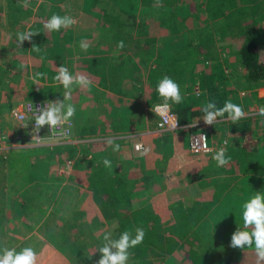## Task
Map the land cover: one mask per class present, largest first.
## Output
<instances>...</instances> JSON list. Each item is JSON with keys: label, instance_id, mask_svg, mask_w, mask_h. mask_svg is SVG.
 <instances>
[{"label": "rangeland", "instance_id": "374dc122", "mask_svg": "<svg viewBox=\"0 0 264 264\" xmlns=\"http://www.w3.org/2000/svg\"><path fill=\"white\" fill-rule=\"evenodd\" d=\"M129 1V3L118 1V4L110 5L113 7L110 10L117 12L115 6H121L124 11L120 10V12L117 13L119 19L125 23L129 22V24H135L136 21L151 14L158 16L159 9L161 10L163 8V6L160 7V5L164 0H150L149 2L147 1L140 4L137 0ZM175 1L177 0H172L171 5L165 4V9L168 10V14L165 15L181 14L186 17L187 13L193 8H196L193 4L196 3V0H185L187 2L185 5H182L180 2H178L179 4H176ZM93 11L95 10L90 0H28L27 7L23 6V0H0V249H4L6 246L10 245L2 242V223L5 215V204H9L10 207L16 210L19 219L26 221H40L35 230L38 231L41 236L50 237L51 243H48V247L50 246V248H53V244L57 245L56 249L61 252L60 257L65 264H67V258H69L70 255L77 256L74 264H97V261L101 257V253L97 250L104 243V235L106 233H111V238L113 239L114 235L117 233L113 228L114 225L110 223L108 216L105 218L102 227L92 226L91 229L87 211L82 210V208H84L83 206H90L88 199L87 201H84V194H82L83 189L81 188V186L84 185L83 182H85L81 172L87 164L84 165V162L80 161L75 166L76 168L74 167V164L71 163L69 169L60 170L56 167L53 169L55 161L67 158V156L65 153L55 154L57 143L51 141H56L58 139L63 140L64 138L49 137L46 135L42 142L36 144L34 140L32 141V139L29 138L31 129L28 126V122L22 120L19 121V119L13 114L16 108H21L22 104L26 101L39 99L55 101L57 99H63L65 91L63 86L58 82L51 84L48 82L54 81L51 77L57 74V68L60 67V61L65 62V66L71 74L74 76L78 74V66L82 62L81 58L83 57L84 60L86 54V51L84 52L79 46L81 40L87 42L93 47L94 45H97L99 40L102 41L101 36L93 30L95 26L92 25L90 20V18L95 16ZM53 14L60 16L70 15L77 21L72 27L67 28L65 33H60L59 36H52L53 39L49 41V46L47 44V48H49L52 44L61 43L62 46L60 47V53L53 52L51 55L49 53L46 57L41 59L38 58L41 56V53L39 56L36 55L37 57L30 53L29 41H25L21 48L17 47V33L27 32L30 28H35L37 18L41 16L51 17ZM191 17V20L190 18L184 19V23L181 25L184 26V30H188V28L192 27L193 29L196 28L198 20H194L193 16ZM200 17L202 20L201 28H206V25L208 24V21L206 20L207 16L204 14ZM175 26H177V24ZM128 28L130 34H132L128 43L131 42L136 44L138 41V36L136 35L137 31L134 26ZM158 31L159 33L162 32L161 30ZM102 32L109 33L110 30L103 28ZM262 32L263 36L262 34H259V43L264 47V30ZM53 34L56 33L53 32ZM186 36L187 35H184L183 38H186ZM215 41L217 42L214 44L217 51H221L220 53L224 52L223 55L221 54L220 66H224L225 69H222L221 67V69H217H219L218 71L223 75L224 79L222 80L227 86L229 85V88L232 90L230 91L231 95H233V91L236 89L250 88L243 78L244 74L242 70L236 63V52L241 40L236 37L225 38L224 40L222 38V46H220L217 39ZM66 42H69L67 45L69 51L68 54L65 52ZM158 42L161 45L162 43L169 44L167 41L158 40ZM74 49H76V52H74ZM163 52V56L161 55V61H165V63L169 62V64L174 63V67H178L181 70L184 68L182 73L183 82H181L182 85L180 90L186 89V92H189L191 81L194 78L196 80V67L194 69H192V66L185 67L184 58L181 57L179 52L164 49ZM173 52L174 54L172 55ZM131 58L132 55L131 57L127 56L126 60H130ZM72 59L76 61V71H73L72 67H70ZM134 59L137 60V57ZM150 61L151 59L149 61L134 64V61L132 62L131 60L134 67L139 64L135 67L137 69L135 74L142 79L145 94H149L150 89L148 87H151L150 85L152 84L145 75L150 72L153 76L156 75L154 74V69L157 66H155V63H149ZM22 65H24V67H22ZM181 66L184 67L181 68ZM161 69L163 70L164 68L161 67ZM51 70H53V73H51ZM175 71H177V68H175ZM38 72L45 73L46 76L38 78V83L34 84L32 77ZM225 72L228 74L227 77H225ZM175 74L178 75V73ZM162 77H164V74L158 72L156 81L158 82ZM42 81L44 82L42 83ZM185 82L188 83V86ZM74 88L77 89L74 91ZM74 88L72 93H75L76 91L81 92V88ZM53 89L54 91H52ZM16 91H18L16 95L19 96V98L6 101L8 100L7 97ZM45 91L54 94L55 98H44L41 94ZM82 97L85 98V94H81L77 97L80 99L79 104L81 103ZM72 99H75L73 95ZM146 99L147 98H144V94L140 98L128 97V100H136L138 103V105L135 106L130 104L129 107L137 108L135 114L140 121L139 128L144 130L149 128L144 135L141 134L137 136V141H142L143 143L141 144L144 148H148L150 151L146 155H141V152H138L136 148L133 147V144L132 149L131 146H129V144L135 141L134 138L129 139V141H127L126 138L121 143L120 156L116 166L119 171H124L126 173V183H128V186L130 187V196L132 197V200H137L141 204H147L151 198L147 193L149 180L154 181V178L163 179V184H173V186L184 191L187 187L186 173L196 174L192 177L191 186L187 187V191L189 192L190 188H196V181L199 185H204L210 174L213 173V169L216 165V162L211 158H205L198 163L196 162V158L192 160L193 156H190L188 153L183 140V138H185L183 130L172 132L156 131L155 121L157 116L151 109L154 103H157L162 99L159 98L152 104H148L149 102ZM233 99L236 100L235 103H237V100L241 101L239 104L244 109H246L247 106L243 104V101L246 100L251 102L248 95L246 98L239 99L235 95ZM106 103L108 104L109 102L106 101ZM73 104L77 109L75 116L70 121L71 123H75L73 138H80L82 136V130L80 127L81 122H79V120L77 121V119H79L77 118V114L81 115V113H83L82 116L90 117L95 112L96 108L90 106L84 107L78 111L77 107H80L81 104L78 105L76 102ZM127 105L128 104H124L126 107ZM171 106L173 107L174 104H171ZM117 107H119V104L116 103L115 108ZM202 109L203 108L200 109L201 117L204 116ZM108 110V117L112 116L114 113L117 117L119 114L118 111V114L116 113V110L112 111L110 107H108ZM117 110H119V108ZM97 118L99 123H103L102 115ZM105 123L108 122L105 121ZM147 123L149 124L143 128ZM77 124H79V127ZM25 125H27V127H25ZM105 126L106 128L109 127L106 124ZM96 130L97 127H95L89 134V137H91L89 139H92V144L94 142L92 146L95 149L99 145H97L96 142L100 141L93 140L97 137ZM206 133L208 134L207 130ZM158 137L160 138L157 139ZM160 139L164 141V145L159 142ZM171 140L173 143H171ZM102 141L103 140H101V142ZM213 142H215V140ZM246 144H248L247 147L251 146L253 144V139L247 138ZM78 155L80 157L79 153ZM189 156L192 158L189 159L190 162L185 166L182 162L189 158ZM96 157L97 158L91 157L92 161L98 159V156ZM77 159L79 160L78 157ZM193 165L197 168V172L196 168H190V166L192 167ZM28 171L31 174L26 175ZM254 182L256 184L260 183V181ZM200 190H202V186ZM6 191L7 194H5ZM77 192L81 193L79 200L72 201V195L76 196L75 193ZM190 192H192V189ZM258 192L264 193V187L260 186ZM12 193L15 194L13 197L6 198V195L8 196ZM183 196L185 200H187V196ZM251 196H253V194H246L248 199H250ZM21 199H23V201H20ZM225 199V201L220 202V206L218 207L219 212H215V209L208 208V212L200 221V226L202 228L205 227L207 229H212L214 227L212 220H214L216 214H218V216H223L226 221L236 220V222L243 223L242 213L238 218L237 212L232 206L230 198L226 197ZM216 202L217 201L211 203V207H214ZM86 220L88 221V224ZM201 227L198 228L201 229ZM238 227L239 225L237 224L234 227H231L230 230L234 233ZM31 229V226L22 227L23 231ZM210 231L213 233L214 229ZM233 233L229 234L226 233V231L221 233V235L223 234V238H226V242L229 243V245ZM234 249L239 250V248ZM186 253L187 252L182 248L175 249L172 252L163 253L160 255L161 257L156 256L158 260L157 264H160V261H162L163 264H166L167 260V264H176V260H179V262H182L183 264H187L188 260L185 258ZM47 254L46 247L45 255ZM80 255H82V257L81 259H78ZM129 262H132L131 259ZM133 262L136 261L133 260ZM63 263L60 260L58 261V264ZM68 264H73L72 258L69 259Z\"/></svg>", "mask_w": 264, "mask_h": 264}, {"label": "trees", "instance_id": "16d2710c", "mask_svg": "<svg viewBox=\"0 0 264 264\" xmlns=\"http://www.w3.org/2000/svg\"><path fill=\"white\" fill-rule=\"evenodd\" d=\"M90 1L95 10L93 11L95 16L90 20L92 25L99 30L97 33L101 36L102 41L101 45L97 47L90 46L86 51L84 56L86 75L99 87L127 97H142L144 94L143 82L135 74L136 66L124 65V53L132 35L128 27L134 26L138 36L137 61L145 62L151 59L149 63L156 62L159 65L154 69L156 75L151 84L153 89L149 96V102L158 100L160 97L156 92L157 74L158 72L164 73V69H161L163 67L162 56L158 51L160 43L155 40V37L144 32L145 19L138 20L135 24L125 23L119 19L117 14L120 10L124 11L121 6H115L117 12L110 10L113 8L110 5L118 4V1L129 3V0ZM210 1L196 0V3H193L196 8H193L189 13L198 22L195 29L192 27L186 30V33L190 35L186 36L184 44L190 47L187 49L186 58L189 56L193 58V65L191 63V66H194L198 59H201L202 63L205 59L208 61V65L201 66L205 73L199 81L213 93L211 96H218V99L209 101H215L217 107H222L225 101L231 100L235 103L236 100L227 96L231 95L230 91L232 90L222 80L224 79L223 75L218 71L221 69V51H217L214 45L215 40L217 39L218 43H222V38L223 40L235 37L240 39L241 42L236 52V63L244 74V80L249 87L258 84L260 81L264 82V47L259 43V36L261 34L263 36L262 31L264 30V0ZM137 2L143 3L147 0H137ZM178 2L182 5L187 4L185 0H177L175 3L179 4ZM165 4L171 5L172 0H164L161 3L160 7L163 6V8L158 11L159 17L170 19L174 25L177 24L178 19L188 17V13L186 17L181 14L165 15L168 14ZM204 14L207 16V26L209 27L201 28L202 20L200 16ZM49 18L47 16L37 18L36 25L34 24L35 28L29 29V31L39 32L31 38L29 44L30 53L35 56H39L41 53V56L38 57L41 59L50 53L51 46L47 48V44L53 39L52 36H55L53 32L47 33L44 29V23ZM103 28H107L110 32L103 33ZM65 31L66 29H61L59 32L54 31V33L59 36L60 33H65ZM159 40L163 41L162 38ZM119 41L124 42L123 49L117 48ZM33 44L40 47L41 52L32 51ZM57 44H59V47L62 46L61 43ZM174 65V63H171L165 70L167 75L171 73ZM205 69L207 70L205 71ZM173 75L176 76V74ZM219 84H223V86H218ZM247 91L249 96L252 91L249 89ZM181 95L194 99L192 98L194 96L188 91L186 92V89L181 91ZM128 101L132 104H138L136 100ZM191 101H182L174 108L179 123L187 122L186 119H191L196 111L195 109L189 110ZM239 102L241 103L237 100L238 105H240ZM258 119L255 115H248L235 124L230 121L229 133L230 140L233 142L232 149L226 150V156L231 157V160L225 167L215 165L207 182L204 185L201 184L200 194L193 193L194 195L186 203L182 201L181 195L178 193L162 194L153 198L147 208L140 207L128 210L125 206L128 205L129 200L121 188L124 183L116 178L115 180L113 177L111 178L112 190L117 189L120 192L116 198L125 206L108 214L104 213V215H101L95 208L89 209L87 214L90 228L92 226L102 227L107 216H114L117 226L113 228L119 236L126 230L134 234L135 228L142 227L144 229L143 242L135 248L129 249L140 256H160L163 253L182 248L187 252L185 257L188 260L187 264H256V255L253 248L235 250L226 242L223 234L221 235L224 231L229 234L233 233L230 228L237 224L240 228H243V223L236 222V220L226 221L220 215L212 220L214 225L212 228L214 232L212 233L210 231L212 229L202 228L200 221L208 212L211 203L218 200L225 201L226 197L230 198L239 218L243 211L242 205L248 200L246 194L254 195L255 192H258L260 186H263L261 183L256 184L254 181L259 180H253L255 178L252 176V174L264 172V123ZM247 138L253 139V144L249 147L246 144ZM261 159L262 162L257 161ZM215 212H219L217 207ZM198 227H201V229ZM176 262V264H183L179 260H176Z\"/></svg>", "mask_w": 264, "mask_h": 264}, {"label": "crops", "instance_id": "0c3cea01", "mask_svg": "<svg viewBox=\"0 0 264 264\" xmlns=\"http://www.w3.org/2000/svg\"><path fill=\"white\" fill-rule=\"evenodd\" d=\"M147 1L149 2L150 0H147ZM204 1H210V0H204ZM175 2H177V1H175ZM140 3H142V2H139V4ZM186 18H190V20L192 19L190 13H188V17H186ZM144 19L146 22L144 21L143 30L147 35L155 37L156 41L162 38L163 41H167L169 43V44L162 43V45L160 44L161 47L159 46L158 51L161 53L162 56L164 53L163 49L164 50H170V51L171 50L176 51V52H179L181 54V57L184 58L185 67H191V63L193 65V58H191V56L186 58V56H185L189 46L184 44L185 38H183V36L184 35L189 36L190 34L186 33V30L183 29L184 26H181L184 23V18L178 19L179 21L177 20V26H175L173 24V22L166 17H159V16H155L152 14L149 16H146ZM93 30L96 33H97V31H99L96 28H94ZM158 30H161L162 32L159 33ZM54 35L57 36L56 34H54ZM68 43L69 42L65 43V52L67 54L69 53V51L67 49ZM216 43L217 42L215 41V44ZM58 45L59 44H52L51 45L50 55L53 52H57V53L61 52V49ZM97 45H101V40L98 41ZM97 45H94V46H97ZM220 46H222V43H220ZM136 47H137V42H136V44L131 43V42L127 44V50L124 53V58H125L124 59V65L125 66L132 65L133 61H134V64L139 63V61L134 59V58H136L135 54H137ZM74 52H76V49H74ZM223 53H220V57H221V54L223 55ZM173 54H174V52L172 53V55ZM131 55H132V58L130 60L129 59L126 60L127 56L131 57ZM70 56H71V53H70ZM73 59L71 60L72 62L70 63V67H72L73 71H76L75 70L76 61H74ZM54 60H57V59H54ZM81 60H82V62L78 66V71L81 74L86 75V71L84 69L86 62H85V60H83V57L81 58ZM131 60H132V62H131ZM203 61H204V63H203L204 65L208 64V61L206 59ZM162 62H163L162 65L164 67V70H166L170 64H169V62H166V63H165V61H162ZM195 64H196V66L195 65L192 66L193 67L192 69H194L196 67V80L194 78L191 81L190 86H189V93L192 96H194V97H192L194 99L192 100L190 97H183V101L188 102V101L192 100L191 104L189 106V110L195 109L196 111L194 112L191 119L187 118L186 119L187 122L181 123V124H186V123H190L191 121L194 122L197 120L200 121L201 118H203L200 115V113H201L200 109L203 108L205 106L206 102H209V100L218 99V96H215V95L211 96V95H213V93L210 92V90L207 88L206 85L201 84L199 81V79L202 78L203 74L205 73L203 71V69H201V66H203L201 59L196 60ZM59 65L60 66L65 65V62L60 61ZM138 65L139 64H137L136 66H138ZM155 66H158V64L156 62H155ZM182 67H184V66H181V68ZM174 68H177V71H175ZM221 68L225 69L224 66H222ZM171 70L172 71L169 75H167V73H165V71H164V73H163L164 76H168V77L172 78L181 87V85H182L181 82H183L182 81V77H183L182 73L184 71V68L181 70L178 67H172ZM206 70L207 69H205V71ZM52 71L53 70H51V73H53ZM79 72H77V73H79ZM175 73H178V75L176 74V76H174L173 74H175ZM227 76H228V74H227V72H225V77H227ZM53 77H51L52 80H53ZM145 77L148 78L150 80V82H152V80H154V78H155V76H153V74H151V72L146 74ZM88 78L90 79V77H88ZM90 80L92 81V79H90ZM43 82L44 81H42V83ZM14 83H16V82H14ZM14 83H12V84H14ZM48 83H50V84L56 83V81H50ZM186 84L188 86V83H186ZM194 84H198L199 87L202 89V91L199 94H194L192 92V87ZM150 86L151 87H148L150 89L149 94L144 93V98H147L146 100H148V102L150 101L149 96H150L152 89H153L152 85H150ZM218 86H223V84H220ZM76 89L77 88H74V91ZM248 89L250 91H252V93H250V95H249V99L251 102L246 101V100L243 101V104L245 106H247L246 110L251 109L252 106H254V107L258 106V103H260V102L261 103L264 102V82L260 81V82H258V84L252 85ZM144 90H145V88H143V92H144ZM182 90H180V91H182ZM52 91H54V89ZM80 91L81 92L76 91L75 93H72V95L75 99L71 100L72 103L76 102L78 105H80L82 102H84L81 104L80 107H77L78 111L84 107H90V106H94L96 108V110L90 117L89 116L88 117L82 116L83 113H81V115L77 114V118H79V119H77V121L79 120V122H81L80 127L82 130V136L80 138H73L74 137L73 131H74L75 123H70V126H69L70 127V136L65 141L57 142L55 154L65 153L67 158L72 159V163L74 164V167L80 161L84 162V165L87 164V166H85V168H83V170L81 172V175L83 176V179L85 180V182H83L84 185L81 186V188L83 189L82 194H84L83 199H84V201H87V199H88L90 206H88V207L83 206L84 208H82V210L88 211L91 208H95L101 215H104V213L108 214L111 211H114L118 208L125 206V205L123 206L122 202L116 198V196H118V194L120 192L117 189L112 190L111 178H113V177H114V179L116 178L120 181H123V183H124V185H122L121 188L129 200V202H127L128 205L125 206V207H127L128 210H132V209L140 208V207L147 208L151 204L153 198L160 196L162 194L178 193L181 195L182 201H185L184 203H186L187 200L191 196L194 195L193 193L200 194L201 184L199 185V183L197 181H196V184L198 186L196 185V188L192 187L189 189V192L187 191L188 190L187 187L191 186L192 177H194L196 174L186 173V185H187V187L184 191L183 190L181 191L180 188L173 186V184L172 185H170L168 183L163 184V179L154 178V181L153 180L148 181L149 184L147 186V193L151 196V198L147 202V204H141L137 200H132V197L130 196V191H131L130 187L128 186V183H126V181H127L126 176H125L126 173L124 171H119V169H117V167H116L118 160H119L120 151L119 152H113L112 148L108 144V140L110 138H115V142L121 146L122 141H124L126 138H127V141H129V139L134 138L135 141H133L132 143L130 142L131 144H129V146H131V149H132V144H134L137 141V136H139L141 134L144 135L145 132L149 130V128H147L145 130L139 128L140 121L138 119V116L135 114L137 111V108L136 107H134V108L129 107L130 104H132V103L128 101L127 96L116 93L114 91H110V90L103 88V87H99L96 84H94V82L92 83V85L88 89H80ZM238 91L239 90L236 89L233 92V95H227V96L233 98L236 95V97H238V99H239V95L237 94ZM17 93H18V91L10 94L7 97L8 100H6V101H9L10 99L19 98V96L16 95ZM81 94H85V98L82 97L81 103L79 104L80 99H78L77 97H79ZM41 95L44 98H49V99L55 98L54 94L47 93V91L43 92V94H41ZM185 99H187V100H185ZM240 100H242V99H240ZM106 101H108L109 103L107 104ZM153 102H155V101L149 102L148 104H152ZM116 103L119 104V107H117V108H115ZM124 104H128L127 107L124 106ZM132 105L135 106L136 104H132ZM177 105L178 104H174L173 109ZM108 107H110V109L112 111L116 110L117 114L119 112L117 117L115 116L116 115L115 113L112 114V116L108 117V113H109ZM118 108H119V110H117ZM76 112H77V109H76ZM100 115H102V117H103V119H102L103 123L98 122L99 120L97 117H99ZM176 116H177V114H176ZM255 116H257V115H255ZM257 118H259L258 120H260V121H262V123H264V117L257 116ZM105 121H107L108 123H105ZM105 124L109 127L106 128ZM148 124L149 123L144 125L143 128L146 127ZM229 124H230V121L225 119L223 121H219V122L215 123L214 125H205L206 126L205 129L208 131V137H209L210 141L215 140L216 142H218L219 138L222 136L223 133H225L227 135V137H226L227 138V144H225V146H224L226 148V150L232 149V142H233L230 140ZM77 125L79 127V124H77ZM95 127H97V130H96L97 137H95L96 139H93V140H100V141L96 142L97 145L99 144L96 149L92 146L94 144V142H93V144L91 142L92 139H89V138H91V137H89V134H90V132H92V130ZM176 130H178V131L183 130L184 131L183 133H185V138H183V140H184V143H185V146L187 149V135H188L189 128L181 127L179 129H176ZM176 130H173V131H176ZM163 132H172V131H163ZM160 137H158L157 139H159ZM101 140H103V141L101 142ZM140 142L143 143L142 141H140ZM159 142H161V144H163V145L165 144L164 141H162L161 139L159 140ZM171 143H173L172 140H171ZM239 144H240V142H239ZM94 149H95V151L93 152ZM187 151H188V149H187ZM78 153L80 154V157H79ZM188 153L190 154V156L192 155L189 151H188ZM96 156H98V159H96L95 161L94 160L92 161L91 157L97 158ZM190 156H189V158L184 160V162H182L183 164H185V166L190 162L189 159L192 158V157L190 158ZM77 157L79 158V160L77 159ZM211 157L212 156H209V157H207V156L203 157L202 156L200 158H196L193 156L192 160L196 158V160H197L196 162L198 163L205 158H211ZM104 158H108L111 160V162H112V168L111 169L105 168V166L103 165L102 161ZM62 160L63 159H59L58 161H55L53 164V169L58 165V163H61ZM257 161L262 162V159L257 160ZM194 165L192 167L190 166V168H196V167H194ZM199 165H200V163H199ZM196 172H197V168H196ZM28 174H31V173L28 171L26 173V175H28ZM252 176H254L253 178H255L253 180H259L260 183L264 187V172H259L258 174H252ZM241 179L242 178L240 177V180ZM240 182L242 183L243 181H240ZM191 189H192V192H190ZM189 193H192V194H189ZM5 194H7V191ZM80 194H81L80 192L75 193L76 196L72 195L71 200L72 201L79 200V198H80L79 196H81ZM14 195H15L14 193H12L8 196L6 195V198L7 197L11 198ZM183 195L187 196V200H185ZM83 199H82V201H83ZM20 201H23V199H21ZM220 202H221V200H218L214 204V207L210 206V209H215L216 207L218 208L220 206ZM20 207H22V206H20ZM4 213H5V215H4V220L2 223V229H3L2 242L6 243V244H10V245L6 246V248H9V249L15 248L16 251L19 252L22 248L31 246L39 254L37 264H46V263L47 264H58L59 260L63 263L62 258L60 257L61 252L58 249H56L57 245L53 244V246H54L53 248H50V246L48 247V245H49L48 243L49 242L51 243L50 237L41 236L40 233L35 230V228L38 226L40 221H38V220L37 221L36 220L26 221L23 219H19L16 210L14 208L10 207L9 204H5ZM108 217L110 219L109 220L110 223H112L114 225L113 227L117 226V221L114 218V216H108ZM218 217H219L218 214H216L214 217V220ZM86 222L88 224L87 220H86ZM24 226L25 227L31 226L32 229L23 231L22 227H24ZM118 238H119V235L116 233L114 235L113 239H118ZM55 242H56V240H55ZM46 247H47V252H48L47 255H45ZM129 253H130L129 261L131 259L132 262L130 263L128 261V264H157L158 260H157L156 256H152V255H141L140 256V255L136 254V252L131 251V250H129ZM131 254H132V256H131ZM81 257H82V255H80L78 259H81ZM70 258H72V263L74 264L75 258H77V256L70 255L69 258H67L68 261ZM133 260H135L136 262H133ZM68 261H67V264H68ZM167 262H168V260H167ZM167 262H166V264H167ZM63 264H65V263H63ZM160 264H163V262L160 261Z\"/></svg>", "mask_w": 264, "mask_h": 264}, {"label": "clouds", "instance_id": "9594fccd", "mask_svg": "<svg viewBox=\"0 0 264 264\" xmlns=\"http://www.w3.org/2000/svg\"><path fill=\"white\" fill-rule=\"evenodd\" d=\"M23 6H28V0H23ZM76 20L70 15L60 16L53 14L45 23L44 29L47 33L59 32L61 29H67L76 24ZM39 32L27 31L17 33V47L21 48L25 41L31 42V38ZM83 51H87L90 45L81 40L79 44ZM124 42L117 43L118 49L124 48ZM32 51L41 52L40 47L33 44ZM24 67V65H22ZM45 73H35L32 77L34 84L38 83V78L45 77ZM53 80L63 86L64 94L63 99L55 101H45L39 107L28 105V110L32 114V119L35 124L33 127V139L39 143L42 138H37L40 130L47 126L49 133L52 137L64 135L62 131L64 126L68 124L76 114V107L72 100L73 87L81 89H88L92 85V81L85 74H71L65 65L57 68V74ZM156 92L162 99V103L155 105L154 113L156 116L162 118L163 123L160 125L164 128L167 124L171 129H177L179 120L175 115H170L171 104H180L183 101L180 86L172 78L168 76L162 77L156 86ZM152 110V109H151ZM153 111V110H152ZM202 111L204 112L203 121L206 125H214L219 122L218 118L231 121L233 124L241 119L247 117L243 108L233 103L231 100L224 102L222 107H217L215 101L206 102ZM259 115L264 116V106H261L258 111ZM194 126V125H193ZM27 127V125H25ZM208 138L204 135L199 136L195 140L194 148L199 151L200 148L208 150ZM109 146L113 152L120 151V145L115 142V138L108 140ZM227 144V141H225ZM135 148L141 155H146L150 149L144 148L142 144H136ZM143 149V150H142ZM142 150V151H141ZM216 162L217 167H225L229 164L231 157L226 156V148H219L211 157ZM105 168H112V162L108 158L102 161ZM242 219L243 228L238 227L232 234L230 246L232 248H254L256 255V264H264V193L255 192L250 199L242 205ZM145 236L142 227L135 228V232L124 231L120 234L118 239H112L111 233H106L103 237L104 243L97 251L101 253L100 259L97 264H128L130 253L129 249L135 248L143 242ZM39 254L31 247H24L19 252L15 248L0 249V264H37Z\"/></svg>", "mask_w": 264, "mask_h": 264}, {"label": "built area", "instance_id": "2783aa9c", "mask_svg": "<svg viewBox=\"0 0 264 264\" xmlns=\"http://www.w3.org/2000/svg\"><path fill=\"white\" fill-rule=\"evenodd\" d=\"M202 91V89L199 87L198 84H194L193 87H192V92L194 94H199L200 92ZM247 93L248 91L246 89H240L238 91V95H239V98H245L247 96ZM45 101H48V100H33V101H26L22 104L21 108L17 109L14 111V115L15 117H17V119H19V121H24V122H28V126L29 128L31 129V132L29 133V138L33 139V127H34V120L32 119V114L31 112L28 110V105L31 104L33 105V108L36 106V107H39L41 104H43ZM163 101H159L157 103H154L152 105V110L154 112V108H155V105L157 104H160L162 103ZM261 106H264V102H260L258 103V106L256 107H253L251 109H244L243 110L248 113V115H257V116H260V117H264L262 115H259L258 114V111H259V108ZM170 115H175L176 116V112L175 110L173 109V107L171 106L170 108ZM247 115V116H248ZM177 117V116H176ZM225 119H221V118H218V121H223ZM70 123L69 122L68 124H66L63 128L62 131L65 132L64 135H60V136H57V138H64L63 140L62 139H58L56 141H51L53 143H57V142H61V141H65L69 136H70ZM163 123V120L161 117L157 116V119L155 121V130L156 131H173V130H176V129H171L167 124H165L164 128H161L160 125ZM194 125V126H193ZM206 124L204 123L203 121V118H201V120H197V121H194V122H190V123H186V124H181L179 123L178 126H177V129L181 128V127H187L189 128V131H188V135H187V149L188 151L196 158H200V157H204V156H213L215 154V152L221 148V147H224L225 146V141H227V135L225 133L222 134V136L219 138V141L218 142H213V141H210L209 137H208V134L206 133V129H205V126ZM37 136V138H42L43 139L40 141L42 142L44 139H45V136H49L51 137V134L49 133V130L47 128V126L43 127L40 132L38 134H35ZM201 135H204L208 138V141H207V144H208V150H205L203 148H200L199 151L195 150L194 148V144H195V140L196 138H198L199 136ZM39 142V143H40ZM36 144H38L36 141H35ZM136 144H141L140 141H137L133 144V147L135 148V145ZM72 161L70 158H64L62 160L61 163H58V165L56 166V168H59L60 170L62 169H69L70 165H71Z\"/></svg>", "mask_w": 264, "mask_h": 264}]
</instances>
